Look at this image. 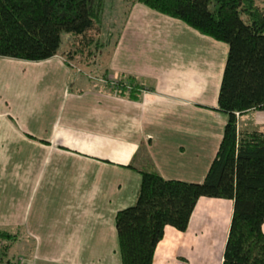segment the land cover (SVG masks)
Returning a JSON list of instances; mask_svg holds the SVG:
<instances>
[{
	"label": "crops",
	"instance_id": "obj_1",
	"mask_svg": "<svg viewBox=\"0 0 264 264\" xmlns=\"http://www.w3.org/2000/svg\"><path fill=\"white\" fill-rule=\"evenodd\" d=\"M132 31L140 30L124 29L120 42ZM128 39L136 40L132 34ZM221 46L201 61L210 63V77L224 67L228 47ZM122 56L125 51L117 47L115 59L99 75L72 81L70 68L77 60L57 54L41 61L46 63L35 76L11 66L13 84H2L17 122L42 118L41 124H49L28 136L16 131L21 148L16 159L8 165L5 152L0 158V228L13 232L25 226L37 250L30 264H121L115 215L134 204L138 170L200 182L215 155L225 117L212 108L215 90L211 109L196 102L199 93L207 94L200 90L205 85L198 86L200 63L194 59L200 57L183 64ZM1 59L0 68L13 64V59ZM111 79L123 81L126 90L131 82L144 87L134 97L112 87ZM6 132L7 126L0 125L3 145L9 143ZM40 150L48 160L42 171ZM232 210L233 200L200 197L185 231L165 227L152 264H221Z\"/></svg>",
	"mask_w": 264,
	"mask_h": 264
},
{
	"label": "trees",
	"instance_id": "obj_2",
	"mask_svg": "<svg viewBox=\"0 0 264 264\" xmlns=\"http://www.w3.org/2000/svg\"><path fill=\"white\" fill-rule=\"evenodd\" d=\"M131 1L224 42L228 50L212 107L225 114V124L204 178L188 182L138 170L134 204L115 215L121 264H152L165 227L185 231L200 197L233 200L221 264H264V129L238 126L241 114L264 111V9L255 0H215L214 9L210 0ZM100 15L101 0H0V58L43 61L59 54L90 63L96 44L90 32L100 31ZM62 32L79 40L73 49L59 52ZM132 85L126 90L120 81L118 90L137 97L144 85ZM16 237L0 228V239Z\"/></svg>",
	"mask_w": 264,
	"mask_h": 264
},
{
	"label": "rangeland",
	"instance_id": "obj_3",
	"mask_svg": "<svg viewBox=\"0 0 264 264\" xmlns=\"http://www.w3.org/2000/svg\"><path fill=\"white\" fill-rule=\"evenodd\" d=\"M255 3L264 9V0H255ZM216 6L217 2L215 0H210L209 8L214 9ZM168 19L175 22L172 23V21H169ZM99 25L100 31L94 27L90 32L94 39L96 38L95 51L91 59V64L74 61L70 68V79L72 81H75L77 77L82 78L83 75L86 76V74L94 76L99 75L100 73L98 72H101V70L109 66V63L115 59L114 51H116L117 47L125 51V56H122V58H129L130 60L136 56L137 59L141 58L143 60L145 59L144 56H146V58L150 59H175L177 60V63L179 60L183 64H191L192 59L196 56L200 57L194 59L198 60L200 63L198 65L200 69L198 86L205 85V88L200 90L205 92L207 91L205 96H202V93H199V99L196 100V102H198L200 108L208 107L204 109H211L214 101H211L210 95L212 91L215 90L213 98L216 100L217 90L219 89L223 69L222 71H217L215 75L210 77V63L204 66V62L201 64V61L208 57V51L210 49H213V51H219L222 47L221 45L225 44L224 42L217 41L206 35L202 37L203 35L199 34L189 25H186L181 21L171 19L165 15H160L159 13L149 10L142 3L133 2L131 0H101ZM128 28L140 30V33H136L134 31L128 33L132 34V37H135L136 40H134V42L129 41L130 39H128V34H126V40L120 42L124 29ZM141 39L144 42H148L147 45L142 43ZM208 39L215 40L216 43H220V46H216L214 42ZM78 42L79 40L77 39L75 41L72 34L62 32L59 52L73 49ZM128 47H132L134 49L131 48L127 51ZM148 47H150V49ZM164 48L166 52H162ZM197 49L199 52L196 53ZM5 59H13V64H5L2 68H0V125L5 124L7 126L6 139L9 141L7 145H3V143L0 142V158L2 159V153L5 152L8 157L7 164L10 165L11 160L14 161V159H16L15 157L21 150L18 133L19 135L24 134L28 136L33 132V130H35V128L39 126L47 128L49 124L47 120L44 124H41L42 118H40L38 122L33 121L30 124H25L24 118H20L17 122V119H14L12 116V114H14L13 108L10 107L9 102H7L9 92H5L4 86L2 85L5 84L6 86L7 82L13 84L12 79L15 76L11 66H14V68H24L23 70L26 72L24 76H35L37 75L35 73H37L40 68H44V63L46 62L42 63L43 61H28L16 58H3L1 60ZM201 70H203L202 75ZM169 82H171V79H169ZM75 84L72 86V91L76 90L77 83L75 82ZM150 86L153 90H156L154 81ZM169 89L170 88L168 87V90H166V94L168 95L171 92ZM217 117L224 119L225 114L218 112ZM3 119H5V122ZM238 126L241 129L248 130L264 129V111L252 110L241 114L238 116ZM37 130L41 129L39 128ZM16 131H18V133ZM34 134L39 136L41 135L38 131H35ZM39 156L40 160L38 166L39 170L42 171V169H45L47 166L48 160L44 157L47 156V154L45 152L42 154L40 150ZM40 192L42 191L40 190ZM13 232L18 234V237H16L15 240L0 239V264H5L8 258L9 260L12 258H14V260H20L22 264H30L33 255L37 252L34 239L27 235L25 226L19 227ZM5 244L9 245V249L7 248L8 251L1 248ZM2 249L5 253L7 252V257L1 256L3 254L1 251ZM42 251L46 253V250ZM217 254H219V251H217Z\"/></svg>",
	"mask_w": 264,
	"mask_h": 264
},
{
	"label": "built area",
	"instance_id": "obj_4",
	"mask_svg": "<svg viewBox=\"0 0 264 264\" xmlns=\"http://www.w3.org/2000/svg\"><path fill=\"white\" fill-rule=\"evenodd\" d=\"M104 80V79H103ZM105 81V80H104ZM110 84H111V86L113 87H115V88H118V84H119V82L117 81V80H114V79H111L110 80Z\"/></svg>",
	"mask_w": 264,
	"mask_h": 264
}]
</instances>
